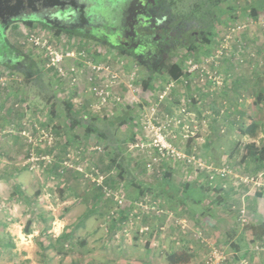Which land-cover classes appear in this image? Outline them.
Wrapping results in <instances>:
<instances>
[{
  "label": "rangeland",
  "instance_id": "rangeland-1",
  "mask_svg": "<svg viewBox=\"0 0 264 264\" xmlns=\"http://www.w3.org/2000/svg\"><path fill=\"white\" fill-rule=\"evenodd\" d=\"M168 1L208 27L163 65L38 23L5 32L31 67L0 64V220L38 191L82 228L62 254L0 264H264L244 231L264 220V161L245 157L264 149V0Z\"/></svg>",
  "mask_w": 264,
  "mask_h": 264
},
{
  "label": "flooded vegetation",
  "instance_id": "flooded-vegetation-1",
  "mask_svg": "<svg viewBox=\"0 0 264 264\" xmlns=\"http://www.w3.org/2000/svg\"><path fill=\"white\" fill-rule=\"evenodd\" d=\"M58 1L59 8H49L42 12L45 20L34 21L28 18L26 21L98 43L132 56L143 64H165L168 51L188 40H195L208 27V24L198 23L195 16L173 15L169 11L168 0H77L75 3L72 0ZM50 2L51 0L48 4ZM99 4L100 11L93 13L95 6ZM23 7L22 16L31 14L26 5ZM58 9L65 11L61 13ZM19 22L23 21L10 20L4 33L11 25ZM0 53V64L23 73L31 67L26 56L5 38L3 41L0 39Z\"/></svg>",
  "mask_w": 264,
  "mask_h": 264
},
{
  "label": "crops",
  "instance_id": "crops-1",
  "mask_svg": "<svg viewBox=\"0 0 264 264\" xmlns=\"http://www.w3.org/2000/svg\"><path fill=\"white\" fill-rule=\"evenodd\" d=\"M13 26L11 25L9 29L13 28ZM47 195V193L36 191L35 202H32V209L27 207L20 210V208L18 209L15 206L14 211L10 210L9 214L4 211L5 217L3 220H0V249H9L13 251L14 256H19L20 260L30 263L36 261L34 256L36 253L34 252L38 247L41 248L40 252L44 250L45 253H48L51 249H56L60 253L62 252V249H57V246H63V241L69 238V234L75 233L77 229H81L82 224L81 222H78V224H68L69 217L73 213V208L68 207L69 201L67 205L66 201L60 203L62 206L68 207L65 214L56 216L53 212L51 213L49 211L53 210L51 203L48 200H44L47 198ZM39 202L43 204L38 205ZM7 242L12 243L13 248H5L4 246ZM57 252L56 255H60ZM235 258L244 259L240 256ZM49 259L50 261L52 260L51 258ZM255 261L256 259L254 258V264H256ZM242 262H245V260ZM146 264L150 263L147 262Z\"/></svg>",
  "mask_w": 264,
  "mask_h": 264
},
{
  "label": "water",
  "instance_id": "water-1",
  "mask_svg": "<svg viewBox=\"0 0 264 264\" xmlns=\"http://www.w3.org/2000/svg\"><path fill=\"white\" fill-rule=\"evenodd\" d=\"M48 1L49 0H0V39L2 41L4 40L5 38L4 28L8 25V22L10 20L26 21L29 20L28 18H32L31 20L34 21H39L40 19L42 21V19H44V14L42 12L46 10L48 11L49 8H54V7L59 8L60 2L58 0H51L49 4ZM72 1L74 3L77 2V0H72ZM34 3H36V6H34ZM23 5H26L27 9L31 12V14H28L26 16L21 15L24 12V9H22ZM119 6L120 4H118V7ZM100 9L101 6L99 4L95 6V9L92 12L93 13L99 12ZM58 10L61 13H64L65 11L64 9H58ZM44 22L46 23V21Z\"/></svg>",
  "mask_w": 264,
  "mask_h": 264
},
{
  "label": "trees",
  "instance_id": "trees-1",
  "mask_svg": "<svg viewBox=\"0 0 264 264\" xmlns=\"http://www.w3.org/2000/svg\"><path fill=\"white\" fill-rule=\"evenodd\" d=\"M168 75L172 80H178L182 76L181 68L173 64L168 69ZM256 125L252 123L249 125L245 131L243 132L245 135L253 136L255 132ZM251 147L246 150L245 157H249L250 159L259 158L260 162L264 161V149H260L259 152L254 149V147ZM244 231L249 233L252 237V240L259 243L264 244V220L255 224H248L244 228ZM5 248H13V244L10 242H7L4 246ZM189 256L187 255H176L175 253H171L167 255L166 261L168 264H187L189 262Z\"/></svg>",
  "mask_w": 264,
  "mask_h": 264
}]
</instances>
